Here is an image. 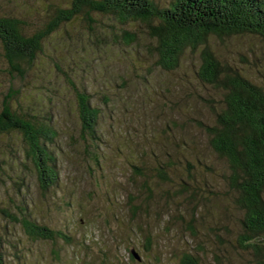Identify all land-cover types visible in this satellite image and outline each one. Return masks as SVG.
<instances>
[{"label": "rangeland", "instance_id": "obj_1", "mask_svg": "<svg viewBox=\"0 0 264 264\" xmlns=\"http://www.w3.org/2000/svg\"><path fill=\"white\" fill-rule=\"evenodd\" d=\"M71 1L0 0V15H25L40 27ZM154 1L165 7L172 0ZM93 17L95 23L81 16L62 24L25 79L9 74L0 47V113L14 96V110L52 119L58 138L51 150L60 172L58 185L44 192L22 136L0 131L5 259L181 264L193 254L203 264H259L238 244L243 213L231 171L201 128L216 125L226 93L199 78L204 48H189L179 66L167 71L144 24ZM207 48L224 72L237 71L264 88L261 37H212ZM76 88L101 110L96 144L82 133ZM20 206L69 241L29 239L14 222Z\"/></svg>", "mask_w": 264, "mask_h": 264}, {"label": "trees", "instance_id": "obj_2", "mask_svg": "<svg viewBox=\"0 0 264 264\" xmlns=\"http://www.w3.org/2000/svg\"><path fill=\"white\" fill-rule=\"evenodd\" d=\"M94 15L112 16L120 24H144L157 42L160 66L167 71L179 66L189 48H204L199 78L224 88L226 93L216 125L202 124L201 128L231 171V188L237 193L236 203L243 213L238 244L264 264V88L237 71L224 72L214 52L207 48L212 37L252 35L264 40V0H172L165 7L154 0H72L69 7L58 10L40 27L25 15H0L1 56L9 74L14 79L27 78L45 52L47 40L62 24L81 16L95 23ZM129 40L128 44L134 39ZM13 97L3 103L0 131L22 136L27 159L36 169L41 189L48 192L60 179L57 156L51 150L58 132L52 119L47 122L14 110ZM76 98L84 138L96 144L100 141L97 126L101 110L93 106L87 92L77 89ZM19 211L20 217L14 222L21 224L32 241H69L63 232L35 221L27 206H20ZM0 264H11L2 250ZM181 264L203 263L195 255L186 254Z\"/></svg>", "mask_w": 264, "mask_h": 264}]
</instances>
